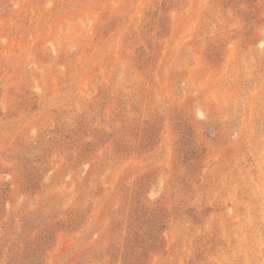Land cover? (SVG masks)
Returning <instances> with one entry per match:
<instances>
[{
	"label": "rangeland",
	"instance_id": "obj_1",
	"mask_svg": "<svg viewBox=\"0 0 264 264\" xmlns=\"http://www.w3.org/2000/svg\"><path fill=\"white\" fill-rule=\"evenodd\" d=\"M0 264H264V0H0Z\"/></svg>",
	"mask_w": 264,
	"mask_h": 264
}]
</instances>
